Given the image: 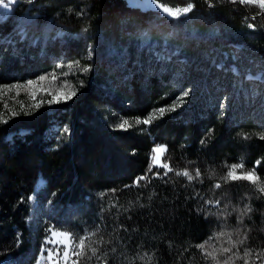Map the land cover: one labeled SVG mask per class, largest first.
Returning <instances> with one entry per match:
<instances>
[{
    "label": "trees",
    "instance_id": "trees-1",
    "mask_svg": "<svg viewBox=\"0 0 264 264\" xmlns=\"http://www.w3.org/2000/svg\"><path fill=\"white\" fill-rule=\"evenodd\" d=\"M157 1L193 10L172 20L127 0H14L0 21V87L47 77L34 93L0 99V263L37 251L50 227H90L95 234L86 244L108 242L121 256L98 264L132 263L141 248L160 264H264L261 125L252 118L233 123L232 105L200 112L194 102L156 113L170 106L175 84L217 76L231 93L250 75L264 89V9L233 0ZM70 68L76 94L50 104L53 94L69 93L57 81ZM124 120L127 130H120ZM159 145L171 168L166 176L151 159ZM239 163L256 173L255 184L227 178ZM39 179L45 210L33 231L29 197ZM68 207L76 217L65 214ZM217 215L239 225L224 228L218 242L205 241V259L194 246ZM90 248L96 246L85 248L79 264H96Z\"/></svg>",
    "mask_w": 264,
    "mask_h": 264
},
{
    "label": "rangeland",
    "instance_id": "rangeland-1",
    "mask_svg": "<svg viewBox=\"0 0 264 264\" xmlns=\"http://www.w3.org/2000/svg\"><path fill=\"white\" fill-rule=\"evenodd\" d=\"M235 1H239V0H235ZM5 3H10V5L12 6V4L14 3V0H0V12L3 11V5ZM127 3L131 7H137L142 10L158 11L161 15H164L167 18L172 19V20H177L179 18H182L188 15V14H183L181 12L178 18H173V17L168 16L166 13H164L162 10V7H160V5H162L163 7H168V8H171L173 11H175L178 8L183 9L188 4L184 6H170V5L158 2L157 0H155V4H153L152 0H127ZM253 5L259 6L258 3L253 4ZM11 6L6 14L0 15V21H4L7 19L8 15L11 12ZM161 64H160V67H161ZM164 65L166 67V64H163L162 67L159 69V73H163L165 71ZM151 66H153V64H150L149 67ZM73 71L75 70L73 68H70L65 73V76L62 75V77H60L61 79L57 81L58 84L66 85V88H67L66 92H70L72 89V84L73 83L75 84L76 82L72 79ZM178 74L179 73H175L174 75H177L175 77H179L180 74L179 75ZM254 81H259V77H253L250 75L247 76V78H245L242 84L239 85V88H236L235 84H233V92L231 93L224 92L223 89L218 85L220 82V79H218L217 76L211 77L210 80H208V82L206 78L204 81L197 83V84H193L190 87L188 86L182 87V85L180 84H175L174 88L179 91L172 97L170 106L168 108H165V107L161 108L164 110L163 113H161L160 111L161 109H159V111H157L156 113L158 114V116H160L164 114L166 111H170V113H176L177 111L181 112L184 109L189 108L190 105L193 104L194 102L198 103V105L201 107L200 112H203V110L206 108L214 107L215 105H218L220 109L221 108L226 109L232 105L231 107L233 108L234 116L232 117L231 121L233 123H237V122H240L241 120H246L249 118L256 120L257 123H259L262 128L259 132H256L255 130V135L262 137L264 136V89L256 86ZM33 82L34 83L32 85H28L26 83L22 85V87L20 88L15 87L14 89L0 87V99L4 97L5 95L8 96V95H11L13 92H20L21 90H25V89L28 90L30 93H34L41 87V85L45 84V80H40V79H36ZM186 90H188V93H189L187 96L184 95ZM156 147H164L166 150V146L164 145H159ZM164 152L160 154L162 163H164L163 162ZM155 155L156 154L152 152L151 159L153 161V165L155 164V161L153 160V157ZM239 165H242V164L239 163ZM158 168H161V167H158ZM238 172L247 173L248 171L247 169L243 167L242 169H238ZM38 181L39 182H37V184L35 185L34 191L32 194V197H34V199H32L33 211H32V217L30 219V224L32 226L33 231L35 229H38L43 224V212L45 210L44 206H41L39 204L38 196L41 192H43L46 182L43 179H39ZM230 181L232 180L230 179ZM236 181L242 182V180H236ZM242 197L248 198L244 194H242ZM249 201H250V198L249 200L248 199L246 200V202H249ZM50 207H51V204H48L47 209H50ZM213 207H216V205H213ZM72 209H73L72 207H68L67 210H65L67 211L65 214L66 215L70 214L72 217H76L78 213H75V212L70 213ZM199 209L200 211H202V207H200ZM74 210L75 208L73 209V211ZM251 213L252 211L249 210L248 214H251ZM214 218H215L214 223L212 224V226L210 225L209 230L206 232V235H205L206 240H204L203 238L202 243L197 241V243L194 246L195 251L200 252L201 255H204L205 259L207 258V255H205L203 249L198 246L201 244L204 245L205 241L211 242L210 244L218 242L223 237V234L221 235V233L224 232V228H228L227 226L233 224L230 218L227 219L226 217H223L222 215H217ZM260 222L261 223L263 222L262 219L260 220ZM236 225H239V222L237 220H235L233 226H236ZM48 229L46 230L47 234L45 235V237H43L40 240V244H39L37 251L35 250L32 253H29L28 255H26L25 257H19L16 260L13 258L7 257L0 264H26L27 262H31V264H48L46 260L47 252L44 251L42 254V246L44 244V241L46 237L50 235V233L48 232ZM89 229L90 227H87L85 230H83L82 233H72V234L79 237L85 234L86 232L91 233V231H88ZM57 230H64V229H57ZM93 245L96 246L95 248L97 250L96 256L92 255L91 248L88 250V253L95 260L96 264H98L102 260V257H106L107 259H110V258L121 259V256L119 254L116 255V249L112 250L108 242L103 244V242H100L99 240L96 241L94 239L93 241H91L90 246H93ZM120 246L124 247L126 245L120 244ZM48 247H51V245H48ZM84 256H88V254ZM73 259H75V257H73ZM134 259L135 260H132L133 264H160L158 261H155L154 253L148 252L145 248H141L140 252L137 253V256ZM132 263L129 262L127 264H132ZM232 263L233 262L230 261L225 264H232Z\"/></svg>",
    "mask_w": 264,
    "mask_h": 264
},
{
    "label": "snow or ice",
    "instance_id": "snow-or-ice-1",
    "mask_svg": "<svg viewBox=\"0 0 264 264\" xmlns=\"http://www.w3.org/2000/svg\"><path fill=\"white\" fill-rule=\"evenodd\" d=\"M153 4H155V0H152ZM233 2H235V0H233ZM240 4H256L258 3L261 9H264V0H239ZM10 3H5L3 5V11L0 12V15H4L7 13V11L10 8ZM160 7H162V10L164 13H166L168 16L173 17V18H178L180 13L182 12L183 14H188L190 12H192L193 10V5L192 4H188L186 7H184L183 9H176L175 11H173L171 8L168 7H163L162 5H160ZM248 27L250 28H254V25L249 24ZM90 67H86L84 69V71H90ZM47 79L46 76H41L40 80H45ZM53 79H55V77H53ZM34 82L33 81H28L27 84L28 85H32ZM14 87L16 88H20L22 87V85L17 84L14 85ZM76 93L75 92H69V93H61V94H53V100H50L49 103H60L61 99H63L65 102L69 99L72 98V96H74ZM188 90L185 91L184 95L187 96ZM33 99H35V97H33ZM40 103H43V101H40ZM36 107H39V104L35 105ZM23 107V105H22ZM161 113H163V109L160 110ZM13 115H15V113H13ZM6 122V121H5ZM144 124H149L150 121L148 119H145L143 121ZM127 126H128V121L124 120L120 125L119 128L121 130H127ZM262 139H264V136L261 137ZM165 151L164 147H155L153 149V152L156 154L153 157V160L155 161L154 167H161L165 169L164 175L166 176L168 174V172L171 171V168H169V166L165 163L161 162V153H163ZM243 165H232L231 170L229 171V173L227 174V178H230L232 181H236V180H245V181H249L253 184L256 183L257 181V176L256 173L254 171H249L247 173H241L238 172V169H242ZM177 175H181V173L177 172ZM155 176H159L160 173L157 172L154 174ZM183 175L185 177H187V179L189 181H191L193 179V177L191 175H189V173L187 171H185L183 173ZM196 175L197 177L200 176V172L199 169H197L196 171ZM146 177H140L138 178L136 181H134V183L136 185H139L140 180L145 179ZM216 188L220 187V184H216L215 185ZM261 192H264V188L260 189ZM29 199H34V197H29ZM206 203H210V202H206ZM219 202H216V206H218ZM48 232L50 233L49 236L46 237L44 244L42 246V254L44 251L47 252V257L46 260L48 262V264H79V258L85 255V248L89 247L90 244H86V241L91 240V235H94L95 233L92 234H88L87 232L79 237L73 235L71 232L67 231V230H57L55 228L50 227L48 229ZM223 233H221L222 235ZM19 243V240H18ZM242 243V242H241ZM48 245H51V247H48ZM198 247L203 248L204 245L201 244ZM92 251V255L96 256L97 250L95 248L91 249ZM224 251H231V249H224ZM245 256L250 255V251L246 250L244 253ZM73 257H75V259H73ZM89 259H91V257H89ZM245 264H248L247 261H245Z\"/></svg>",
    "mask_w": 264,
    "mask_h": 264
},
{
    "label": "bare ground",
    "instance_id": "bare-ground-1",
    "mask_svg": "<svg viewBox=\"0 0 264 264\" xmlns=\"http://www.w3.org/2000/svg\"><path fill=\"white\" fill-rule=\"evenodd\" d=\"M39 182V181H38Z\"/></svg>",
    "mask_w": 264,
    "mask_h": 264
}]
</instances>
